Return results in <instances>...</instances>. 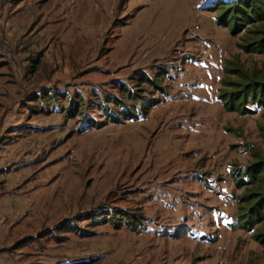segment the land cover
Listing matches in <instances>:
<instances>
[{
  "label": "rangeland",
  "instance_id": "rangeland-1",
  "mask_svg": "<svg viewBox=\"0 0 264 264\" xmlns=\"http://www.w3.org/2000/svg\"><path fill=\"white\" fill-rule=\"evenodd\" d=\"M214 1L0 0V264H264L236 183L264 104L224 102L264 54Z\"/></svg>",
  "mask_w": 264,
  "mask_h": 264
},
{
  "label": "trees",
  "instance_id": "trees-1",
  "mask_svg": "<svg viewBox=\"0 0 264 264\" xmlns=\"http://www.w3.org/2000/svg\"><path fill=\"white\" fill-rule=\"evenodd\" d=\"M215 5L220 11L218 22L230 24L232 30H237L243 23H253L255 36L246 40L244 48L264 54V0H215L212 6ZM240 74L241 85L227 91L224 101L226 105L243 106L248 100L264 104V62L262 74L255 70L251 73L241 70ZM260 129L264 136V125ZM236 183L243 188L238 197V223L245 229H253V236L264 248V157L257 155L244 168ZM125 218L129 222L130 218Z\"/></svg>",
  "mask_w": 264,
  "mask_h": 264
},
{
  "label": "crops",
  "instance_id": "crops-1",
  "mask_svg": "<svg viewBox=\"0 0 264 264\" xmlns=\"http://www.w3.org/2000/svg\"><path fill=\"white\" fill-rule=\"evenodd\" d=\"M5 164L6 163L0 162V173L2 171H5V174L3 175H6L8 173L7 165ZM3 181L4 179L1 178L0 183H3V185L0 187V229H3V231L0 234V247H2L3 244L6 242L9 230L13 229V224L15 219L12 209L8 211L7 208H4V202H3L4 194L8 193V186H6V184H4ZM34 192L35 191L31 192V194L34 195ZM20 194L21 193H19V195ZM22 194L25 196L30 195L29 193L27 195L24 193Z\"/></svg>",
  "mask_w": 264,
  "mask_h": 264
}]
</instances>
